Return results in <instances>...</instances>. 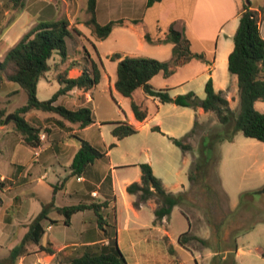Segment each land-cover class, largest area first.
<instances>
[{
  "label": "crops",
  "instance_id": "obj_1",
  "mask_svg": "<svg viewBox=\"0 0 264 264\" xmlns=\"http://www.w3.org/2000/svg\"><path fill=\"white\" fill-rule=\"evenodd\" d=\"M146 1L96 0L95 18L99 24L120 20L106 37L99 38L85 22L89 17L87 0H25L19 11L12 10L8 0H0V59L36 23L65 18L69 28L80 31V37L72 32V36L66 39L65 60H61L59 55L53 56V65L48 71L54 72V78L47 77L48 84L54 87L55 92L60 87L57 75L64 73L67 77H76L83 67H90L89 60L97 63L101 76L99 82L89 90L73 88L60 95L55 103L70 109L88 103L93 111L94 93L100 85L121 106L118 108L109 101L104 118H95L94 123L84 128L67 121L64 128H60L49 119L54 115L31 110L25 114V119L41 127L38 146L26 144L13 126H7L8 123L0 124V258L7 255L8 250L27 232L29 223L41 211L42 203L51 204L47 207L49 219L44 223L40 245L52 247L55 253L49 254L39 250L38 245L31 244L29 254L20 257L17 264H51L81 254L83 249L80 248H84V245L106 243L107 238L103 236L92 209L75 212L68 225L63 223V215L55 209L90 201L105 203L106 206L101 208L102 218L107 223L104 227L110 236L116 238L127 264H192V259L194 264H203L206 260L210 262L213 254H216L217 251L203 252L187 243H178L179 234L173 236L170 232L168 217L154 222L155 203L147 200L136 208L133 206L136 196L126 191L128 184L140 181L138 164L146 161L167 190L176 193L188 189L189 181L187 186L177 181L176 145L169 137H183L196 122L198 125L203 123L204 119L211 118L212 113L200 106L160 102L157 97L145 94L142 88H137L132 98L120 95L114 87L117 60L111 59V56L151 57L171 62L174 59L173 43L158 40L172 26L181 32L189 50L199 57L181 60L168 76L162 72L155 74L150 79L152 87L166 90L171 97L194 92L203 99L205 84L211 80L213 89L224 93L231 108V102L238 103L237 78L228 71V55L233 49L238 12L245 0H160L151 6H147ZM250 3L251 8L261 15L259 30L264 39V0H250ZM0 87L6 94L18 90L10 88L6 81ZM131 99L147 110L142 122L134 117ZM116 121H127L137 127V132L131 135L136 136V140H131L136 142V149L134 145V148H127L125 154L115 153L120 142L132 138L126 136L116 140L111 134V122ZM153 127L159 130L156 132ZM92 129L97 133H93ZM76 137L100 149L107 148L113 142L115 145L107 150L106 157L88 165L80 180L77 176H70L63 186L53 191L52 186L60 185L69 174L68 166L79 147ZM137 150L144 155L136 158L134 154ZM189 153L192 151L182 152L183 155ZM191 156L193 160L196 154ZM261 164V171L257 173L261 179L259 182L264 179V157ZM43 183L46 186L44 191L40 186ZM261 185L252 189H259L264 184ZM237 207L238 204L228 209L234 211ZM53 212L62 217H51ZM110 218L115 230L108 228ZM52 220L61 221V224H54ZM58 225L65 232L75 228L80 238L70 237L67 233L59 235V230L55 229ZM259 226H264V222H258L248 231L238 234L234 250L224 251L232 252L234 264H264V237L263 240H251L250 237L255 230L264 232V227ZM127 252L135 254L132 261Z\"/></svg>",
  "mask_w": 264,
  "mask_h": 264
},
{
  "label": "trees",
  "instance_id": "obj_2",
  "mask_svg": "<svg viewBox=\"0 0 264 264\" xmlns=\"http://www.w3.org/2000/svg\"><path fill=\"white\" fill-rule=\"evenodd\" d=\"M8 1L11 4V9L16 11L22 9L25 2V0ZM158 1L160 0H147L146 5L151 6ZM95 7L96 0H87L86 10L89 17L85 22L92 28L97 37L104 38L109 34L114 24L120 22V20L99 24L95 18ZM238 14L239 22L233 36V49L228 55V71L237 78L238 103L236 112L230 108L229 101L224 93L213 89L211 80H208L205 84V97L203 99H200L194 92L177 94L171 97L166 90L152 87L150 79L155 74L162 72L164 76H168L181 60L199 57L198 54H193L189 50L181 32L172 26L168 28L165 36L158 40L159 42L173 43L174 59L171 62L160 61L151 57H120L119 54L111 56V59L117 60L114 87L120 95L132 98L133 92L137 88H142L145 94L157 97L160 102H173L180 106H200L204 111L214 114L219 124L226 127L227 125L231 126L230 129L227 127L228 129L223 130L222 133L218 131L201 136L197 155L193 158L187 171L188 189L176 193L167 190L162 181L154 175L150 164L147 162L138 164L141 171L140 181H134L126 187L128 193L136 196L133 201L134 207H140L147 200H152L155 203L154 222L168 217L174 206L180 207L181 213L186 217L189 224L188 230L181 233L177 238L178 243L181 245H185L187 238H196L202 243L206 242L203 238L189 235L192 229V221L184 206L189 202V193L195 190L196 182L205 178L204 176L212 160V157L208 155L209 149L213 148L216 143L231 141L236 130H240L246 137L264 142V113L254 108L255 101L264 102V39L259 30L261 15L251 8L250 0H245L242 3ZM72 32L80 34L76 28H69L68 20L65 18L50 22H38L26 31L0 59V86L3 81L15 82L26 94V102L12 112L13 119L11 122L13 130L30 146L39 145L41 130V127H36L25 119V114L31 110L46 111L59 115L60 117L51 116L49 119L53 120L60 128H64L65 121L76 124L78 128H84L95 122L92 107L88 103L76 109H70L55 103L60 95L73 88L87 91L99 82L101 71L93 60H89L90 67H83L81 73L76 77H67L66 74L58 75L60 87L48 99L39 100L36 95L38 80L50 69L49 60L53 58L54 54L59 55L61 60H65L67 56L66 39L72 36ZM146 38L149 41L148 37ZM130 106L137 121L142 122L145 120L147 110L141 103L131 99ZM4 115L5 111L0 108V124L4 120ZM111 124L113 125L111 134L116 140L137 132V127L127 121H116L111 122ZM197 126L196 122L183 137H169V140L179 147L183 153H188L193 149L188 139L196 133ZM153 129L159 130L158 127H153ZM76 138L79 147L68 166L69 174L62 179L60 185L52 186L53 191L63 186L68 177H80L88 165L96 159L106 157L107 150L115 145V142H113L107 148L100 149L85 139ZM0 187H2L1 182ZM260 193H264V185L253 191L242 192L238 207L246 202L252 203L251 198ZM50 204L42 203L41 211L29 223L27 232L15 246L8 250L7 255L0 258V264H17L20 257L29 254L28 247L31 244L38 245L39 250L49 254L55 253L52 247L40 245V240L44 234V223L49 219L47 207ZM102 206H106L104 202L90 201L55 207L56 211L63 215V223L66 225L69 224L70 217L75 212L92 209L97 217L99 227L103 230V236L107 238V242L84 245L81 254L51 264H127L117 245L116 238L110 236L108 230L104 227L107 223L101 215ZM51 222L57 221L52 220ZM258 222H264V219H257L249 225L241 222L242 224L237 226V233L233 237V248H225L224 251L234 250L236 236L248 231ZM223 223L224 220L216 224V230H219ZM111 227L115 230L114 223ZM232 264H234L233 259Z\"/></svg>",
  "mask_w": 264,
  "mask_h": 264
},
{
  "label": "rangeland",
  "instance_id": "obj_3",
  "mask_svg": "<svg viewBox=\"0 0 264 264\" xmlns=\"http://www.w3.org/2000/svg\"><path fill=\"white\" fill-rule=\"evenodd\" d=\"M73 33L80 37V34ZM81 36L84 38L83 35ZM54 56L56 57L57 54H54ZM49 64L53 65L52 59L49 60ZM62 75H64V73ZM47 77L50 79L54 78V72L47 71L46 76L40 78L38 86L36 87V95L39 100L48 99L54 92V87L48 84L49 81ZM6 83L10 88H16L18 90L13 92L10 91L6 94L0 87V108L5 111L4 119L9 114H12L15 108L26 102V94L17 83L11 81H6ZM109 101H112L111 103L116 107H121L115 103L113 97H111L109 93L105 92L104 87L99 85L95 90L93 101L95 118H104L103 116L106 108L109 106ZM231 108L233 111H237V101L231 102ZM254 108L264 113V102L255 101ZM10 110H12V112ZM39 113L46 115L52 114L55 117H60L57 114L46 111H40ZM12 119L13 117L9 118L6 122L9 128L13 126L11 122ZM227 127H229V129L231 128L230 125H227ZM227 127L219 124L214 114H211V118L204 119V122L197 126L196 133L188 139L193 148L192 153L183 155L181 149L174 146L176 150V165L179 170V178L177 181L181 182L180 184H184L185 186L188 185L187 171L192 162L191 154L197 155L201 136L206 133L218 131L222 133L223 130L226 131V129H228ZM42 130L46 132L45 128ZM91 131L97 133V130L92 129ZM156 134L159 135L158 133ZM108 136L109 134H107V137ZM131 137L132 138L129 137L126 138L127 140L120 142L119 146L115 148V153L117 155L125 154V150L127 148H134V145L136 149V142H131L133 139L136 140V138H134L136 136ZM140 155L144 154L139 150L135 151L134 156L136 158ZM208 155L212 157V160L204 176L205 178L202 180L199 179V181L196 182L195 190L189 193V202L184 206L192 221V229L189 235L198 238L203 237L206 242L202 243L196 240V238H187L186 243L192 246V248L197 247L203 250V252L210 250L213 253L217 251L216 254H213L210 262L206 260L203 264H232V252L224 253V249L233 248V237L237 233V226L242 223L249 225L257 219H264V193L255 194L254 197L251 198V200H253L252 203L246 202L234 211L228 209H233L239 204L242 192L248 190L252 191L253 186L264 184V179L259 182L261 179L257 174L261 171V160L264 157V142L246 137L240 130H236L233 134L232 142L223 141L214 144L213 148L209 149ZM48 172H51V170ZM40 186L42 187H40L42 191H44L46 188L45 184L43 183ZM50 216H55L56 218L62 217L58 215L57 212H53ZM222 220H224V223L219 230H216V224ZM57 222H54V224H61V221ZM167 223L173 236L180 235L189 228L188 220L177 206H175L169 214ZM112 224L113 220L110 218L108 228H111ZM55 229L59 230V235L67 233L70 237L80 238L75 228H71V230L65 232L61 225H58ZM252 233V236H250L251 240H263L264 232L255 230ZM80 249L84 250V248ZM196 254L197 252L195 255ZM127 255L130 261H132V258L135 256L134 253L132 254L129 252H127ZM222 256H225V258H222ZM191 262L194 264L193 259Z\"/></svg>",
  "mask_w": 264,
  "mask_h": 264
},
{
  "label": "water",
  "instance_id": "obj_4",
  "mask_svg": "<svg viewBox=\"0 0 264 264\" xmlns=\"http://www.w3.org/2000/svg\"><path fill=\"white\" fill-rule=\"evenodd\" d=\"M11 117H13V114H9V115L3 120V122L6 123L7 120H8L9 118H11Z\"/></svg>",
  "mask_w": 264,
  "mask_h": 264
},
{
  "label": "built area",
  "instance_id": "obj_5",
  "mask_svg": "<svg viewBox=\"0 0 264 264\" xmlns=\"http://www.w3.org/2000/svg\"><path fill=\"white\" fill-rule=\"evenodd\" d=\"M77 179H78V180H80V179H81V177H77Z\"/></svg>",
  "mask_w": 264,
  "mask_h": 264
}]
</instances>
